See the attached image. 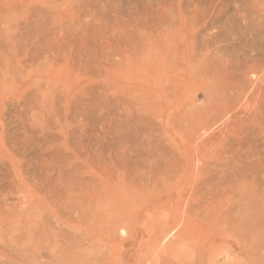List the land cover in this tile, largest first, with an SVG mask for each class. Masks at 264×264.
Instances as JSON below:
<instances>
[{
    "label": "rangeland",
    "instance_id": "1",
    "mask_svg": "<svg viewBox=\"0 0 264 264\" xmlns=\"http://www.w3.org/2000/svg\"><path fill=\"white\" fill-rule=\"evenodd\" d=\"M263 11L0 0V264H264Z\"/></svg>",
    "mask_w": 264,
    "mask_h": 264
},
{
    "label": "bare ground",
    "instance_id": "2",
    "mask_svg": "<svg viewBox=\"0 0 264 264\" xmlns=\"http://www.w3.org/2000/svg\"><path fill=\"white\" fill-rule=\"evenodd\" d=\"M255 2L256 3H264V0H260L259 2H258V0H255ZM262 17H263V20H261L260 21V23L258 24V33H256V34H254V36H253V38L254 39H258L259 38V36H261L262 38H263V40H264V11H263V14H262ZM261 56L262 55H264V50L262 51V53L260 52L259 53ZM252 61H254V60H252ZM256 61V60H255ZM247 62V61H246ZM253 65H255L254 63L252 64V65H250V68H249V66L247 67V68H249V69H247V70H249L248 72H244L245 74V77H244V81L246 82V84L247 83H249L248 81H250V79L248 80V75L249 76H255V80H254V84H256V82H261V79L263 80V78L262 77H264V72L263 73H258L257 72V70H256V66H255V68L253 67ZM237 66V65H236ZM239 66H241V65H239ZM237 68H238V66H237ZM250 78V77H249ZM252 79V78H251ZM251 83V82H250ZM246 84H243L242 83V81H241V79L240 80H233L232 82H231V84H230V86H229V88H227L228 90H227V92L229 93V95L228 94H226V96L224 97V99H225V108H224V112L222 113V115H223V117L225 116V115H227V114H231V112L232 111H235V110H237V109H239V108H237V106L238 107H242V102L240 101L242 98V100H245L244 98H245V96H246V94H244V93H246L245 92V90H246ZM252 97V96H251ZM249 98V97H248ZM247 101V100H246ZM250 102V101H249ZM245 107V106H244ZM243 110H244V108H243ZM242 111V110H241ZM243 113V112H242ZM233 114V113H232ZM232 116V115H231ZM222 117V118H223ZM229 117V116H228ZM222 118H220L219 119V121L222 119ZM224 119V118H223ZM233 120V119H232ZM256 121H259V120H256ZM221 122H223L222 120H221ZM217 122H214L213 123V126L216 124ZM259 127H260V125H258ZM109 242V241H108ZM110 243V242H109ZM108 243V244H109ZM110 252V251H109ZM114 255V254H113ZM118 258V257H117ZM118 260V259H117Z\"/></svg>",
    "mask_w": 264,
    "mask_h": 264
}]
</instances>
